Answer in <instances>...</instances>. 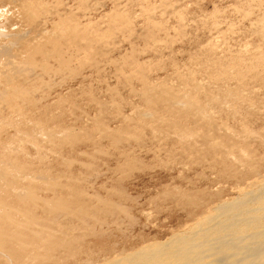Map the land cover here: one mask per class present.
<instances>
[{"label": "rangeland", "instance_id": "374dc122", "mask_svg": "<svg viewBox=\"0 0 264 264\" xmlns=\"http://www.w3.org/2000/svg\"><path fill=\"white\" fill-rule=\"evenodd\" d=\"M73 26L75 42L61 34ZM149 87L196 101L210 124L175 99L150 106ZM171 123L194 137L179 141ZM222 126L254 136L232 145L216 132L247 148L259 175L240 179L245 168L207 149L202 136ZM261 139L264 0H0V169L25 174L17 191L36 198L26 232L49 243L28 247H58L59 264L190 239L264 179Z\"/></svg>", "mask_w": 264, "mask_h": 264}, {"label": "bare ground", "instance_id": "6f19581e", "mask_svg": "<svg viewBox=\"0 0 264 264\" xmlns=\"http://www.w3.org/2000/svg\"><path fill=\"white\" fill-rule=\"evenodd\" d=\"M115 15L118 20L124 22L121 14L115 13ZM76 31V27L73 26V28L61 29V34L69 37L68 39L70 41L75 42L81 38L80 34ZM58 40L59 39L53 38V43L57 44L59 42ZM28 60L31 59L28 58ZM142 96L150 106H157V104L162 101H166L170 104V100L175 99L179 101L182 108L185 109L186 113H183L185 116H194L197 121L200 120L207 125L211 122L208 116L209 114L205 112L199 103L196 101L186 102L164 88L158 92L154 87H149ZM152 118L156 119L155 116ZM157 119H159V117ZM157 119L156 121H158ZM159 122H161V120H159ZM171 124L172 126L170 127L173 129V133L179 141L188 143L189 139L194 137V131L192 132L189 129L182 128L180 127L181 125ZM40 126L43 131L42 135L46 138L59 139L62 137H70L68 130L56 132L54 130L45 129L42 125ZM213 129L212 127L211 131H215L213 135L217 136L216 139L219 141L214 140L215 136L213 139H210L211 136L210 138L202 136V139L208 145L207 149L211 151L219 150V152L221 151L220 155L224 158L223 160L228 159L232 164L236 163L241 165L242 168H245V170H238L239 173L244 170L240 175V179L241 176L242 178L246 179L247 177L248 179V177L251 178V176L254 177L259 175L258 167H256L258 165L256 162L258 161L255 162V158L253 159L252 155L250 156L245 150L247 148L239 145L240 147L236 153L234 147L232 149L226 145V143H228L227 141H230L232 145L239 143L237 142L239 140L245 142V140L247 141V139L252 136L251 133L245 131L244 133L238 134L235 133V131L228 130L224 126L221 128L215 127V130ZM115 132H117L115 134L117 136L120 131ZM216 132H219L218 134L223 133L221 137L223 136L222 138H225L227 141H223L224 139L222 140L221 137L220 140ZM59 134L60 136H58ZM196 137L199 136L196 135ZM262 140L263 139H261V141ZM262 142L264 143V140ZM189 143H192L191 140ZM205 152L207 153V151ZM226 162L227 160L225 163ZM227 164L229 165V163ZM231 166L229 167L231 168ZM235 171H237V169ZM22 172L23 171L18 168L16 171L10 172L5 166L0 169L1 259L4 264H59L60 262H56L54 259V253L58 247H28L38 246L39 244L46 246L49 243H41L36 235H31L26 232L28 228L35 223L34 218L31 217L32 215H27V213L28 208L31 204H34L36 198L34 200L32 193L28 190L17 191L18 187L15 185L25 176ZM9 188L12 189L14 194L9 195L8 192H5V189L7 190ZM62 204V200L45 201L47 210L50 213H52V210H57L59 207L64 208ZM18 215L22 216V220L18 219ZM209 219L210 220L202 225L200 230L191 236L190 239L182 238L178 240L180 244L175 243V246L171 245L170 247H151L149 251L143 252L142 250H137L135 252L118 255L117 258H113L103 264H264V179L260 181L255 188L244 191L238 200H234L229 204L220 205L218 213ZM25 245L27 246L24 247ZM74 249L75 247H65V260H68V257H70V259L75 258V255L72 254ZM85 264L95 263L94 260H88Z\"/></svg>", "mask_w": 264, "mask_h": 264}]
</instances>
